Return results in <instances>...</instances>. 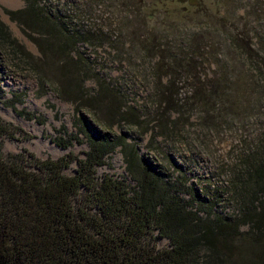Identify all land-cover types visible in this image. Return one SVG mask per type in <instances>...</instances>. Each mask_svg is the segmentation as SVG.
Instances as JSON below:
<instances>
[{"label":"rangeland","instance_id":"obj_1","mask_svg":"<svg viewBox=\"0 0 264 264\" xmlns=\"http://www.w3.org/2000/svg\"><path fill=\"white\" fill-rule=\"evenodd\" d=\"M39 1L91 41L73 49L52 37L42 50L35 24L10 17L26 2L0 0V21L23 48L0 46V116L21 129L4 141L5 153L84 158L87 124L104 134L111 124L108 135L125 137L177 183L186 201L198 195L219 212H233L225 193L264 133V70L251 58V37L264 38V27L254 24L264 20V0H198L193 7L178 0ZM217 84L224 89L216 91ZM225 91L228 100L218 107ZM124 108L133 116L123 115ZM97 175L133 184L121 148Z\"/></svg>","mask_w":264,"mask_h":264},{"label":"trees","instance_id":"obj_2","mask_svg":"<svg viewBox=\"0 0 264 264\" xmlns=\"http://www.w3.org/2000/svg\"><path fill=\"white\" fill-rule=\"evenodd\" d=\"M24 1L26 9L10 17L35 24L40 49L52 43V37L73 49L81 41H91L69 30L47 3L39 7V0ZM254 24L257 30L264 20ZM258 36L257 43L251 37V58L264 70V38ZM10 40L0 21V46L14 44L23 51ZM56 49L55 43L57 54ZM27 57L35 62L31 54ZM214 88L224 89L220 84ZM225 94L218 107L227 102ZM211 95L207 90L203 97L208 116ZM87 98L99 105V98ZM170 105L165 101L166 108ZM125 114L133 116L124 108ZM86 127L89 151L84 158L41 159L27 150L5 153L4 141L21 129L0 116V264H264V133L234 174L225 193V206L233 212L225 213L198 195L196 201H186L177 183L142 159L125 137L108 135L111 124H104L108 134L90 124ZM119 148L133 184L97 175ZM72 164L77 168L68 176ZM161 240L167 247L160 246Z\"/></svg>","mask_w":264,"mask_h":264},{"label":"flooded vegetation","instance_id":"obj_3","mask_svg":"<svg viewBox=\"0 0 264 264\" xmlns=\"http://www.w3.org/2000/svg\"><path fill=\"white\" fill-rule=\"evenodd\" d=\"M178 1L183 5H188L190 7L196 6L198 3V0H178ZM184 10H187V8H185Z\"/></svg>","mask_w":264,"mask_h":264},{"label":"bare ground","instance_id":"obj_4","mask_svg":"<svg viewBox=\"0 0 264 264\" xmlns=\"http://www.w3.org/2000/svg\"><path fill=\"white\" fill-rule=\"evenodd\" d=\"M108 89H109V91H111V86H110V84L108 85Z\"/></svg>","mask_w":264,"mask_h":264}]
</instances>
